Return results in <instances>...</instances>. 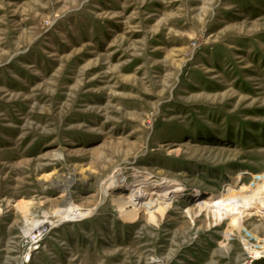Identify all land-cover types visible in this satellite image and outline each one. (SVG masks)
<instances>
[{"label":"rangeland","instance_id":"obj_1","mask_svg":"<svg viewBox=\"0 0 264 264\" xmlns=\"http://www.w3.org/2000/svg\"><path fill=\"white\" fill-rule=\"evenodd\" d=\"M262 172L264 0H0V264H245L213 203ZM111 176L185 195L129 223Z\"/></svg>","mask_w":264,"mask_h":264},{"label":"bare ground","instance_id":"obj_2","mask_svg":"<svg viewBox=\"0 0 264 264\" xmlns=\"http://www.w3.org/2000/svg\"><path fill=\"white\" fill-rule=\"evenodd\" d=\"M114 179L115 177L110 180L108 186H105L103 190L112 189L114 191H120L127 186L129 194L113 199V203L121 213L123 220L129 223H136L143 212L148 213L151 222H156L158 219L157 215L165 217L173 205V201L185 195V188L182 184H179L176 181L162 184L152 180V178L145 177V179L142 178L130 185L126 183L123 184L120 181H118L119 183H116L117 180L115 181ZM73 182L75 181L73 180ZM259 188V190L250 193L230 189L227 193L217 196L213 205L214 207L223 206L222 209H218L224 214H228V212L232 210L240 213L246 212L248 217L247 220H250L254 215L260 213L264 214V187L261 186ZM63 192L68 200L64 205L65 208L59 209L56 213V215L60 217V220L63 222H75L79 220L81 221V219L87 217L88 213L82 212V209L72 202L69 186H66ZM15 207L27 214L29 213L28 201H21L17 203ZM237 212L234 213L235 217H237ZM239 222L241 223V220H239ZM50 224L53 225L48 220L37 221L36 224H32V227L27 231V234L32 235L35 233L37 235Z\"/></svg>","mask_w":264,"mask_h":264},{"label":"built area","instance_id":"obj_3","mask_svg":"<svg viewBox=\"0 0 264 264\" xmlns=\"http://www.w3.org/2000/svg\"><path fill=\"white\" fill-rule=\"evenodd\" d=\"M251 179L247 183H242L243 178L238 182V185L234 187V189L240 192H253L259 189V187H264V172L250 175ZM232 189L231 184L225 185L224 192ZM224 194V193H223ZM223 207V206H222ZM221 206H216L218 208H222ZM229 216H232L229 214ZM242 247L246 254V262L245 264H253L254 262L264 260V237L259 238L252 232H245L242 235Z\"/></svg>","mask_w":264,"mask_h":264}]
</instances>
